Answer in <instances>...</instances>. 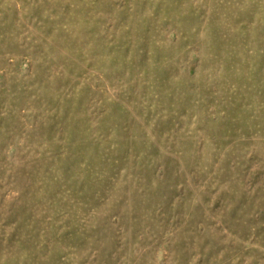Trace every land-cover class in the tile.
Segmentation results:
<instances>
[{"label": "rangeland", "instance_id": "obj_1", "mask_svg": "<svg viewBox=\"0 0 264 264\" xmlns=\"http://www.w3.org/2000/svg\"><path fill=\"white\" fill-rule=\"evenodd\" d=\"M0 264H264V0H0Z\"/></svg>", "mask_w": 264, "mask_h": 264}]
</instances>
